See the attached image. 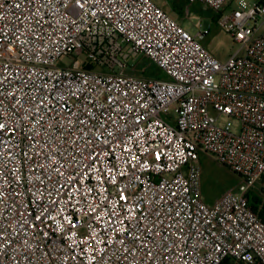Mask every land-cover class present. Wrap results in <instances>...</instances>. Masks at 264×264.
I'll use <instances>...</instances> for the list:
<instances>
[{"label":"built area","instance_id":"built-area-1","mask_svg":"<svg viewBox=\"0 0 264 264\" xmlns=\"http://www.w3.org/2000/svg\"><path fill=\"white\" fill-rule=\"evenodd\" d=\"M197 2L226 61L153 0H0V264H264V0Z\"/></svg>","mask_w":264,"mask_h":264},{"label":"rangeland","instance_id":"rangeland-1","mask_svg":"<svg viewBox=\"0 0 264 264\" xmlns=\"http://www.w3.org/2000/svg\"><path fill=\"white\" fill-rule=\"evenodd\" d=\"M180 24L194 33L198 31L200 25L203 30H208L209 34L204 38L203 43L221 61H226L238 49V45L221 25V16L216 12L206 8L202 3L197 2L189 5L188 0H153ZM252 2L258 0H251ZM187 9L189 14L187 15ZM229 12V11H228ZM227 12V13H228ZM81 63L85 61V56L77 58ZM74 57L62 59L64 64H71ZM135 63L138 69H143L146 74H160L161 71L140 55ZM161 78H166L161 73ZM200 162L203 168V179L201 183V196L207 202H213L227 188L236 187L241 180L240 177L230 169L220 166L212 156L201 154ZM252 191L261 194L264 202V194L261 193L259 185Z\"/></svg>","mask_w":264,"mask_h":264},{"label":"trees","instance_id":"trees-1","mask_svg":"<svg viewBox=\"0 0 264 264\" xmlns=\"http://www.w3.org/2000/svg\"><path fill=\"white\" fill-rule=\"evenodd\" d=\"M88 68H91V67L89 66ZM146 76H152V75L146 74ZM155 77L161 78V75L157 74ZM249 197H250V203H251L252 208L254 209V211H256L259 214L262 220H264V202L262 200L261 194L259 195L257 192L251 191L249 193Z\"/></svg>","mask_w":264,"mask_h":264},{"label":"crops","instance_id":"crops-1","mask_svg":"<svg viewBox=\"0 0 264 264\" xmlns=\"http://www.w3.org/2000/svg\"><path fill=\"white\" fill-rule=\"evenodd\" d=\"M207 202V201H206ZM214 202V201H213ZM213 202H207V203H210V204H212Z\"/></svg>","mask_w":264,"mask_h":264},{"label":"snow or ice","instance_id":"snow-or-ice-1","mask_svg":"<svg viewBox=\"0 0 264 264\" xmlns=\"http://www.w3.org/2000/svg\"><path fill=\"white\" fill-rule=\"evenodd\" d=\"M0 127H3V125H0Z\"/></svg>","mask_w":264,"mask_h":264}]
</instances>
